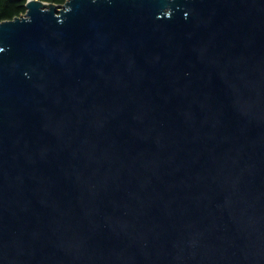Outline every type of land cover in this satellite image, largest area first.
Masks as SVG:
<instances>
[{"label": "water", "instance_id": "1", "mask_svg": "<svg viewBox=\"0 0 264 264\" xmlns=\"http://www.w3.org/2000/svg\"><path fill=\"white\" fill-rule=\"evenodd\" d=\"M0 21V264H264V0H27Z\"/></svg>", "mask_w": 264, "mask_h": 264}, {"label": "trees", "instance_id": "2", "mask_svg": "<svg viewBox=\"0 0 264 264\" xmlns=\"http://www.w3.org/2000/svg\"><path fill=\"white\" fill-rule=\"evenodd\" d=\"M62 5L66 0H43ZM27 0H0V21L22 16L26 12Z\"/></svg>", "mask_w": 264, "mask_h": 264}, {"label": "rangeland", "instance_id": "3", "mask_svg": "<svg viewBox=\"0 0 264 264\" xmlns=\"http://www.w3.org/2000/svg\"><path fill=\"white\" fill-rule=\"evenodd\" d=\"M63 5V4H62ZM62 5H58V8H62Z\"/></svg>", "mask_w": 264, "mask_h": 264}]
</instances>
